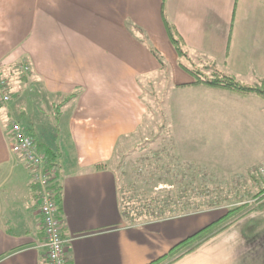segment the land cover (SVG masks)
Masks as SVG:
<instances>
[{"label": "crops", "instance_id": "crops-1", "mask_svg": "<svg viewBox=\"0 0 264 264\" xmlns=\"http://www.w3.org/2000/svg\"><path fill=\"white\" fill-rule=\"evenodd\" d=\"M165 21L203 67L215 64L244 84L264 82V0H0V75L15 80L11 84L6 78L10 102L0 104V264H48L40 188L10 149L12 122L31 129L35 139L60 155L57 201L65 264H149L217 220L196 218L210 211L143 220L120 205L110 163L119 149L139 141L135 135L148 111L144 88L165 69L171 94L204 91L211 125H237L239 135H252L241 126L254 127L256 117L264 116L256 95L189 86L194 79L181 67ZM25 67L26 76L20 72ZM24 86L42 108L38 113L48 117L40 126L33 120L37 108L24 99ZM74 92L56 120L52 107ZM235 105L257 113L245 120L222 119L224 108ZM174 162L162 167L172 176L171 185L156 191L176 186L190 192V163L186 168ZM240 221L173 264H254L244 260L250 241L244 240Z\"/></svg>", "mask_w": 264, "mask_h": 264}, {"label": "rangeland", "instance_id": "rangeland-1", "mask_svg": "<svg viewBox=\"0 0 264 264\" xmlns=\"http://www.w3.org/2000/svg\"><path fill=\"white\" fill-rule=\"evenodd\" d=\"M181 64L190 70L200 69L206 73L204 67L188 54L187 58L181 59ZM25 68L20 71L21 75L26 76ZM210 71L206 73L207 76ZM169 76V70L165 69L162 75L150 81V86H145L142 99L148 111L144 126L135 135L137 136L135 139L139 138V141L123 148L124 150L119 149L110 163L117 174L119 192L122 196L120 202L122 211L124 213L133 211V216L138 212L143 220L145 218L150 220V217L155 216L162 218L163 216L156 211L162 207L168 209L169 205L164 204V200L176 199L180 194L179 190H175L176 186L173 190L156 191L159 186H169L172 183L169 180L172 176L164 175L163 169L174 165V160L186 168L188 164L185 162L190 163V175L186 176L188 181L191 180L190 192L186 191L183 194L190 197L189 202L209 201L217 197L223 201L221 204L223 207L209 210L211 213L208 215L196 218L218 219L235 206L243 204L250 206L247 209L250 213L242 217L240 221L243 222L241 234L244 240L250 241L244 260L247 262L254 260V264H264V206L257 207L259 203L264 204V152H262L264 116L263 120L256 117L254 127L241 126L243 131L252 135H239L240 129L237 125L220 126L219 123L211 125L206 118V114L211 117V113L210 108L206 110L208 104L205 102L204 91L197 89L193 92H175L173 95L170 93ZM6 78L11 81V84L15 83L13 76L11 78L8 75ZM241 81L244 83L243 80ZM25 86L24 99L27 100L29 107L32 108L34 104L37 108L33 120L40 126L43 122L46 123L48 117L42 112L38 113L40 105L32 101L33 95ZM189 86L195 85L191 83ZM261 102L264 104V100L261 99ZM58 104L52 107L54 111L51 114H54V117ZM248 108L250 107L240 108L237 105L228 109L225 107L226 113L222 119L237 121L239 117L243 120L254 118L257 112ZM12 118L13 115L10 114V119ZM178 122L186 126L178 128L176 126ZM21 123L25 126L27 124L24 120ZM260 136L261 139L255 141ZM176 154L180 155L177 157L179 156L181 161ZM200 193L206 195L205 199L199 200ZM258 194L262 195L260 199H256ZM180 201L187 202V199L180 198L178 202ZM152 212L156 213L153 216L145 215ZM166 216H169V212Z\"/></svg>", "mask_w": 264, "mask_h": 264}, {"label": "trees", "instance_id": "trees-1", "mask_svg": "<svg viewBox=\"0 0 264 264\" xmlns=\"http://www.w3.org/2000/svg\"><path fill=\"white\" fill-rule=\"evenodd\" d=\"M166 22V21H165ZM166 31L168 34V37L174 46L178 56L180 58H187V53L184 50L183 43L181 38L179 37L178 33L175 31L173 27L168 25L166 22ZM152 53L154 56L161 62V57L152 50ZM181 67L188 72L194 79L192 82L193 85H204L211 89H220L224 90L242 97L249 96V95H256L262 100H264V82H259L255 84H244L241 83L235 76L225 73L222 70L218 69L215 64H208L204 67L206 73L208 70L210 71L209 75L207 76L206 73L202 72L200 69L190 70L187 67H185L183 64H180ZM77 96V93L74 92L70 95H68L61 103L57 105L56 112H55V119H59L60 109L69 101L75 99ZM27 132L34 138V141L37 145V148L44 153L45 156V167L46 168H54L57 173L54 178L53 185V191L54 196L57 202V207L59 209L58 204V198L60 196V187L58 186V173H59V153L53 150L49 145L45 144L44 142H40L39 140L35 139L34 135L32 134V130L28 129ZM200 191V190H199ZM180 194L177 196L176 199H169L167 198L164 200V204L169 205L167 206V210L165 207H162L158 210V212L163 216L162 218H170V217H176L179 215H187V214H193V213H200L204 211H209L212 209H218L223 207L221 204L223 201L221 198H211L209 201H205L202 199H205L206 195L201 194V197L199 200H202L201 202H196V200H193L194 202H189L188 198L183 194L186 193L185 190H179ZM198 192V191H197ZM264 194V193H263ZM199 195V194H198ZM262 197L261 194H258V197L256 199H260ZM180 198L185 200L187 199V202H178ZM193 198V197H192ZM195 199V198H193ZM184 201V200H183ZM261 200H259L260 202ZM258 202V203H259ZM264 202V201H263ZM260 206H264V204H258ZM246 204L235 206V208H231L227 210L220 218H218L213 223L209 224L208 226L202 228L195 234L189 236L188 238L182 240L181 242L177 243L175 246H173L170 251L163 256L162 258L153 261L149 264H161L163 261L164 264H173L185 255L195 251L198 247H200L203 243L208 241L211 237L214 235L222 232L223 230L227 229L229 226H231L235 221L238 219H241L245 215H248L250 213V210H247L250 206ZM169 212V216H166V213ZM228 218V219H227ZM161 219V218H160ZM227 219V220H226ZM227 222V223H226ZM225 223V224H224Z\"/></svg>", "mask_w": 264, "mask_h": 264}, {"label": "built area", "instance_id": "built-area-1", "mask_svg": "<svg viewBox=\"0 0 264 264\" xmlns=\"http://www.w3.org/2000/svg\"><path fill=\"white\" fill-rule=\"evenodd\" d=\"M27 71L28 68L26 67ZM10 102V86L6 78L0 76V104ZM10 149L19 155L29 170L32 180L40 188L39 209L41 228L45 236L48 264H65L64 239L60 232L58 207L53 185L57 171L45 167V156L32 136L19 124L12 122L8 130Z\"/></svg>", "mask_w": 264, "mask_h": 264}]
</instances>
